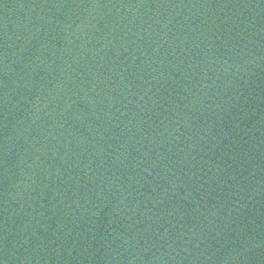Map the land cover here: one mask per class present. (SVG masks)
<instances>
[{
    "label": "water",
    "instance_id": "obj_1",
    "mask_svg": "<svg viewBox=\"0 0 264 264\" xmlns=\"http://www.w3.org/2000/svg\"><path fill=\"white\" fill-rule=\"evenodd\" d=\"M0 264H264V0H0Z\"/></svg>",
    "mask_w": 264,
    "mask_h": 264
}]
</instances>
